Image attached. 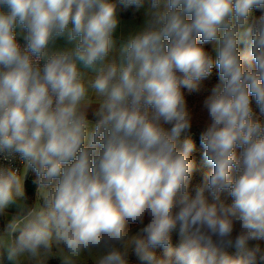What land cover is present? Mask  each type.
<instances>
[{"label": "clouds", "instance_id": "obj_1", "mask_svg": "<svg viewBox=\"0 0 264 264\" xmlns=\"http://www.w3.org/2000/svg\"><path fill=\"white\" fill-rule=\"evenodd\" d=\"M0 158V264H264V0H0Z\"/></svg>", "mask_w": 264, "mask_h": 264}, {"label": "trees", "instance_id": "obj_2", "mask_svg": "<svg viewBox=\"0 0 264 264\" xmlns=\"http://www.w3.org/2000/svg\"><path fill=\"white\" fill-rule=\"evenodd\" d=\"M260 14L261 13L259 11L255 13V15L257 16ZM206 47L210 48L211 45H206ZM218 82H219L218 69L214 68L212 75L203 82L201 86V90L199 92H194L186 96L189 108L193 111L194 114H196L197 116L201 114L203 100L211 93V89ZM201 131H202V127L194 122L193 127L190 130V132L186 133L185 135H182L181 137V140H183L184 138L190 136L193 139V142L195 144V149H194V152L192 153V158H193L195 166H194V171H193L192 182L189 188V191L193 195L195 194V187L199 183H201L203 181L204 176L208 172L211 171V167L207 165V163L204 161L202 157L203 148L201 147L200 141H199V136H200ZM34 180H35V174L32 172H29L26 182H25L26 197H27V201L29 202V204L32 203V201L35 199L36 185L33 182ZM174 242H175V236H174ZM261 243L262 245H264V242H261ZM157 252L160 255L163 254L162 249H158ZM129 259L130 261L133 262V264H139L134 254L131 255Z\"/></svg>", "mask_w": 264, "mask_h": 264}, {"label": "crops", "instance_id": "obj_3", "mask_svg": "<svg viewBox=\"0 0 264 264\" xmlns=\"http://www.w3.org/2000/svg\"><path fill=\"white\" fill-rule=\"evenodd\" d=\"M147 9H148V5L146 3L144 8H141L139 10H136L135 8H130L126 12L121 13V24L118 27L117 32L115 34L116 39H117V47L122 42H124L130 34L134 33L135 31L140 30L144 26V22L147 18L146 17ZM17 38L23 39V36L20 33L19 29H18ZM57 46L65 47V46H70V45H66V43L63 40H61V41H58ZM9 211L15 212L16 209L10 208ZM2 228H3V222L2 220H0V230H2Z\"/></svg>", "mask_w": 264, "mask_h": 264}, {"label": "built area", "instance_id": "obj_4", "mask_svg": "<svg viewBox=\"0 0 264 264\" xmlns=\"http://www.w3.org/2000/svg\"><path fill=\"white\" fill-rule=\"evenodd\" d=\"M18 42L21 43L22 45L24 44V40L21 38H18ZM6 163H8V162L4 161L3 158H0V164H6ZM12 163H13V166L22 168V164L20 163L19 160H15Z\"/></svg>", "mask_w": 264, "mask_h": 264}, {"label": "rangeland", "instance_id": "obj_5", "mask_svg": "<svg viewBox=\"0 0 264 264\" xmlns=\"http://www.w3.org/2000/svg\"><path fill=\"white\" fill-rule=\"evenodd\" d=\"M28 176V175H27ZM50 264H60V262H59V260L58 259H56V258H52V259H50V262H49ZM89 264H91V261H89Z\"/></svg>", "mask_w": 264, "mask_h": 264}]
</instances>
